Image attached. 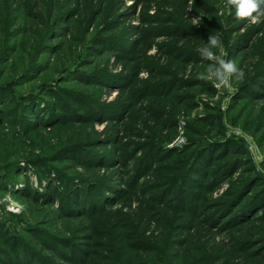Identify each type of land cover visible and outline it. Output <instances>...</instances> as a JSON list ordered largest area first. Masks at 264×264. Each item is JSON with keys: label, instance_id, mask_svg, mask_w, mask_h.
I'll use <instances>...</instances> for the list:
<instances>
[{"label": "rangeland", "instance_id": "374dc122", "mask_svg": "<svg viewBox=\"0 0 264 264\" xmlns=\"http://www.w3.org/2000/svg\"><path fill=\"white\" fill-rule=\"evenodd\" d=\"M233 13L0 0V264H264V19Z\"/></svg>", "mask_w": 264, "mask_h": 264}, {"label": "clouds", "instance_id": "9594fccd", "mask_svg": "<svg viewBox=\"0 0 264 264\" xmlns=\"http://www.w3.org/2000/svg\"><path fill=\"white\" fill-rule=\"evenodd\" d=\"M227 4L234 9V16L241 19H249L252 22L258 23L264 19V0H227ZM221 13L223 9L221 8ZM199 23L194 20L193 24ZM222 49V41L219 34H210L202 46L198 48L202 59L209 61L208 75L224 80L231 74L240 72L237 64L231 59H225L224 54H217V51Z\"/></svg>", "mask_w": 264, "mask_h": 264}, {"label": "trees", "instance_id": "16d2710c", "mask_svg": "<svg viewBox=\"0 0 264 264\" xmlns=\"http://www.w3.org/2000/svg\"><path fill=\"white\" fill-rule=\"evenodd\" d=\"M26 145V144H24ZM16 149L20 150V152L25 151V148L22 147V145L19 143L18 146H16Z\"/></svg>", "mask_w": 264, "mask_h": 264}]
</instances>
